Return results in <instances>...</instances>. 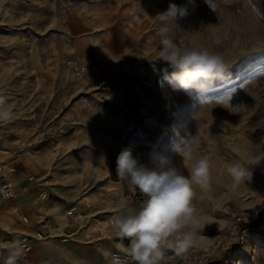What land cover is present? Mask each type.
I'll use <instances>...</instances> for the list:
<instances>
[{
    "label": "rangeland",
    "instance_id": "rangeland-1",
    "mask_svg": "<svg viewBox=\"0 0 264 264\" xmlns=\"http://www.w3.org/2000/svg\"><path fill=\"white\" fill-rule=\"evenodd\" d=\"M0 0V97L13 116L0 122V163L28 175L62 211L81 202L84 222L61 257L84 264L129 240L109 220L121 198L139 209L146 197L116 175L119 153L130 148L142 163L168 157L187 177L190 164L174 145H193L210 158L207 189L193 186L196 247L209 244L226 213L264 209V161L251 179L229 191L230 163H249L247 148L264 154V0ZM176 4L186 9L171 24L181 47L222 56L226 70L209 95L174 91L163 81L174 69L160 59L155 18ZM83 65L90 75H77ZM212 264H264V226ZM51 243H58L50 240ZM58 249V248H57ZM57 249H55L57 251ZM178 257L170 250L162 263Z\"/></svg>",
    "mask_w": 264,
    "mask_h": 264
},
{
    "label": "clouds",
    "instance_id": "clouds-1",
    "mask_svg": "<svg viewBox=\"0 0 264 264\" xmlns=\"http://www.w3.org/2000/svg\"><path fill=\"white\" fill-rule=\"evenodd\" d=\"M213 10L217 5L206 0ZM244 3L256 13L253 0ZM186 14V9L169 4L168 9L155 17L160 24L157 35L162 48L160 59L168 62L174 69L171 74L164 72L166 81L174 91L195 92L197 99L209 95L210 86L222 78L226 66L220 54L196 47H181L171 38V24L176 25L178 17ZM13 112L6 106L4 97H0V122L12 119ZM198 141L195 136L174 145L177 152L190 164V175L185 176L168 157L152 156L150 164L142 163L130 148L122 150L116 159V175L131 187L137 188L146 199L139 209L127 207L121 198L119 212L111 220L115 235L121 240L128 239L126 257L104 252L106 260L111 256L110 264H162L168 250L177 257L185 258L189 251L197 246L198 219L192 204L193 186L200 189L210 187L211 172L208 155L197 153L193 145ZM249 163H230L227 174L230 177L229 191L235 195L240 186L250 180V166L264 161V154L254 148H247ZM2 191V190H0ZM6 255L4 264H18L26 255V244L16 238L4 246Z\"/></svg>",
    "mask_w": 264,
    "mask_h": 264
},
{
    "label": "crops",
    "instance_id": "crops-1",
    "mask_svg": "<svg viewBox=\"0 0 264 264\" xmlns=\"http://www.w3.org/2000/svg\"><path fill=\"white\" fill-rule=\"evenodd\" d=\"M10 180L15 186L16 199L9 202L0 199V247L4 248L3 246L7 241L20 238L22 234L28 235L32 237V250L26 255L25 263L39 262L43 264L53 263L55 261L54 256L63 253L65 247L69 244H72L71 246L77 245L84 248L83 250L90 251L87 247L80 244L76 240L77 238H73L76 236L77 230L72 228L74 224L65 218L61 207L52 205L53 202L50 200L41 202L38 206L35 205L38 193L44 188L40 187V185H34L28 175L17 173V171L10 176ZM86 217L84 216V218ZM23 219H26L25 223ZM41 219L55 222L57 228L53 237L35 240L33 239L35 234L42 231ZM63 235H71L66 243L61 242L60 237ZM50 240L58 243H51ZM116 250L117 248L113 252L108 253L113 254ZM51 252L54 254L53 257L50 256ZM103 253L101 260L97 258L96 254L92 253L94 260L87 261L84 264H110L111 256L106 260ZM5 255L6 252L4 250L0 264H2ZM61 262L64 264H81L76 261L67 260L63 256L61 257Z\"/></svg>",
    "mask_w": 264,
    "mask_h": 264
},
{
    "label": "built area",
    "instance_id": "built-area-1",
    "mask_svg": "<svg viewBox=\"0 0 264 264\" xmlns=\"http://www.w3.org/2000/svg\"><path fill=\"white\" fill-rule=\"evenodd\" d=\"M77 75H90L89 69L86 66H75L74 68ZM16 172L15 169L9 167L7 163H0V199L6 202L13 201L16 199V191L13 182L10 180V176ZM49 200L47 192L43 189L40 190L36 197L35 205ZM81 202L69 205L64 210V216L70 220L74 225L81 226L84 222V214L81 208ZM110 219L109 225H111ZM25 223L26 220L24 219ZM260 223L264 226V209L257 210H245L240 209L237 211H228L226 213V219L224 226L214 235L212 241L202 247L192 248L185 258H177L175 261L170 263L162 264H212L218 260L225 252L233 248L235 245L244 241L247 236L248 230L254 225ZM40 224L42 225V231L35 234L33 239L43 240L45 238L53 237L54 232L57 228L55 222H50L48 219H41ZM71 235L61 236V242L66 243ZM20 240L26 244V255L32 250L31 239L32 237L22 234ZM14 240V239H12ZM12 240L6 242V244ZM128 245H120L117 250L113 253L122 259L126 257L124 249ZM5 249L0 247V259L3 257V251ZM26 255L18 262V264H43L39 262L25 263ZM111 261V257H110ZM4 264V260L2 261Z\"/></svg>",
    "mask_w": 264,
    "mask_h": 264
},
{
    "label": "bare ground",
    "instance_id": "bare-ground-1",
    "mask_svg": "<svg viewBox=\"0 0 264 264\" xmlns=\"http://www.w3.org/2000/svg\"><path fill=\"white\" fill-rule=\"evenodd\" d=\"M24 220V219H23ZM26 220V219H25Z\"/></svg>",
    "mask_w": 264,
    "mask_h": 264
}]
</instances>
